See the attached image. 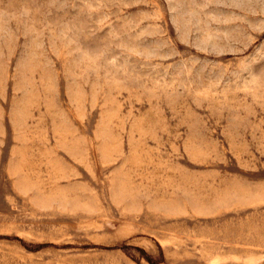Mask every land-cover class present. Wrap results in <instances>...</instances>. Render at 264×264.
Listing matches in <instances>:
<instances>
[{"label":"rangeland","instance_id":"1","mask_svg":"<svg viewBox=\"0 0 264 264\" xmlns=\"http://www.w3.org/2000/svg\"><path fill=\"white\" fill-rule=\"evenodd\" d=\"M0 264H264V0H0Z\"/></svg>","mask_w":264,"mask_h":264}]
</instances>
